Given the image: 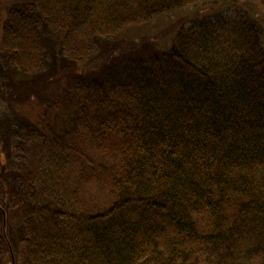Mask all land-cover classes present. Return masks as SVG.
Instances as JSON below:
<instances>
[{
  "label": "trees",
  "instance_id": "16d2710c",
  "mask_svg": "<svg viewBox=\"0 0 264 264\" xmlns=\"http://www.w3.org/2000/svg\"><path fill=\"white\" fill-rule=\"evenodd\" d=\"M212 1L0 0V264H264V12Z\"/></svg>",
  "mask_w": 264,
  "mask_h": 264
},
{
  "label": "rangeland",
  "instance_id": "374dc122",
  "mask_svg": "<svg viewBox=\"0 0 264 264\" xmlns=\"http://www.w3.org/2000/svg\"><path fill=\"white\" fill-rule=\"evenodd\" d=\"M228 0L224 1V2H217L216 0H213L211 2L210 5H208L207 7H209V9H217L219 7L224 8L225 5H228ZM240 5L244 6L246 9L250 10L252 13H257V14H261L264 12V9L261 8L258 4H256L254 1L252 0H243L241 2H238ZM232 13V10L229 12ZM20 111H22L21 109H19Z\"/></svg>",
  "mask_w": 264,
  "mask_h": 264
}]
</instances>
